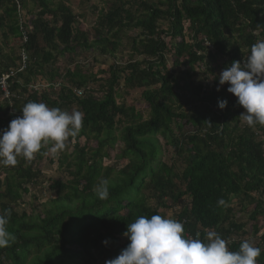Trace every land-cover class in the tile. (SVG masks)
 Wrapping results in <instances>:
<instances>
[{
	"label": "trees",
	"instance_id": "1",
	"mask_svg": "<svg viewBox=\"0 0 264 264\" xmlns=\"http://www.w3.org/2000/svg\"><path fill=\"white\" fill-rule=\"evenodd\" d=\"M71 1L0 0V73L22 50L28 62L0 99V130L30 101L84 113L65 149L45 145L3 167L0 214L9 210L15 239L0 264H105L127 247V224L157 214L189 238L216 231L230 251L249 240L264 264V125L241 121L219 84L264 39V0H113L100 10L76 0L81 14ZM10 41L18 49L4 55ZM44 161H56L52 177ZM103 179L102 200L93 188ZM38 185L42 202L24 203Z\"/></svg>",
	"mask_w": 264,
	"mask_h": 264
},
{
	"label": "clouds",
	"instance_id": "2",
	"mask_svg": "<svg viewBox=\"0 0 264 264\" xmlns=\"http://www.w3.org/2000/svg\"><path fill=\"white\" fill-rule=\"evenodd\" d=\"M22 56L25 57L24 69ZM27 65V54L22 50L17 68L0 73V81L3 82L0 99L11 95L10 87ZM219 84L229 85L227 92L236 97L244 109L238 117L241 121L248 126L264 125V39L251 46L250 54L244 57L243 62L233 61L226 66L220 73ZM76 95L81 96L82 91H77ZM218 107L224 110L227 101H218ZM21 112L22 116L11 120L6 129L0 130V163L4 164L0 165V180L10 172V169L3 170L5 165L15 166L20 157L32 160L45 145H50L48 151L54 155L65 149L69 139L76 137L83 126L84 113L79 110L69 112L50 108L43 102L30 101ZM31 185L33 183L27 187ZM108 187L109 180L103 179L93 191L103 200L109 195ZM217 203L223 205L224 200ZM9 221L10 212L4 210L0 214V248L10 246L15 239L7 228ZM124 236L129 240L127 247L116 258L106 260L105 264H257L262 253V249L249 240H243L238 251H230L229 241L216 231H208L206 240L199 239L198 235L189 238L181 222L159 214L136 218L127 224Z\"/></svg>",
	"mask_w": 264,
	"mask_h": 264
},
{
	"label": "rangeland",
	"instance_id": "3",
	"mask_svg": "<svg viewBox=\"0 0 264 264\" xmlns=\"http://www.w3.org/2000/svg\"><path fill=\"white\" fill-rule=\"evenodd\" d=\"M126 1H131V0H122V2L121 3H123V2H126ZM72 2V4H73V10H75V12L77 13V14H81V12H80V10H77L76 8H75V2H76V0H72L71 1ZM113 2V0H92L91 1V5H94V6H96L97 7V9H101V8H103V9H105L107 6H108V4H110V3H112ZM84 10H86V8H83ZM94 10V9H93ZM81 21H83V20H81ZM81 27L84 29V30H88V28L90 27V25H89V23L88 22H82L81 23ZM8 44H9V46H7L8 48H4V55H9V54H11V52H10V48H12V49H14V51L16 52L17 51V47H18V44H17V42H14V41H10V42H8ZM81 56V55H80ZM80 56H78L77 57V60H79L81 57ZM167 58H168V60L170 59V56H167ZM66 64L64 63V60H61V66H65ZM74 69V67L73 66H71V70H73ZM96 70V69H95ZM116 102L117 103H119L117 100H116ZM137 110H141L142 112H143V114H144V116H145V114H146V112L144 111V107H140V108H136ZM163 154H164V157H165V154H167V151L166 150H163ZM55 160V159H54ZM56 165H57V163H56V161H48V162H46L43 166H42V169L44 170V172H46V174H47V176L48 177H52L53 176V167H56ZM40 185H38L37 187H35L33 190H32V192L30 193V194H28V195H23V202L24 203H29L30 202V199H32V195H35V196H37V201L34 203V204H38V203H41L42 202V200H43V198H41L40 199V197H41V193H40V191H39V189H40V187H39ZM40 194V195H39ZM43 197H44V194L42 195ZM44 199H48V195H46L45 197H44ZM27 209H28V207H26ZM174 208H176V207H174ZM38 209V208H37ZM172 210V209H171ZM174 210V209H173ZM258 219H259V221H261L262 223H258V225H260V227H259V231H260V233L259 234H261V233H263L264 232V225H263V223H264V213L263 212H261L259 215H258V217H257Z\"/></svg>",
	"mask_w": 264,
	"mask_h": 264
},
{
	"label": "built area",
	"instance_id": "4",
	"mask_svg": "<svg viewBox=\"0 0 264 264\" xmlns=\"http://www.w3.org/2000/svg\"><path fill=\"white\" fill-rule=\"evenodd\" d=\"M21 64H22V69H24V66H25V57L24 56H22V62H21ZM3 84V82L2 81H0V86Z\"/></svg>",
	"mask_w": 264,
	"mask_h": 264
}]
</instances>
